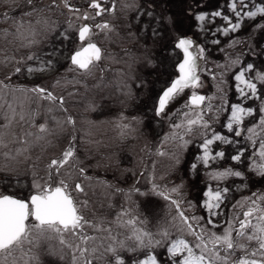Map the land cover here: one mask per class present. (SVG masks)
I'll return each mask as SVG.
<instances>
[{
    "label": "rangeland",
    "instance_id": "1",
    "mask_svg": "<svg viewBox=\"0 0 264 264\" xmlns=\"http://www.w3.org/2000/svg\"><path fill=\"white\" fill-rule=\"evenodd\" d=\"M89 1L69 0V3L80 9L81 15L88 12L95 16L96 9L88 6ZM112 2L113 0H105L102 5L107 8ZM229 2L230 0H115L113 13L105 12L95 19L83 20L77 19L76 14L70 12L62 0H56L58 7L53 6L50 10V0H33L38 8L43 6L42 13L33 12V5L28 4L27 0H0V58L8 54L20 59L34 54L43 60L52 61L50 70L46 72L29 75L27 71H22L12 75L10 80L6 77L11 75L15 61L9 62L7 66L0 64V80L8 85L6 88L0 85V124L5 123V113L11 114L8 107L11 104L17 113L12 130L17 134L22 128L36 132V127L29 129L32 123H46L50 133H45L50 143L41 142L42 146H34L30 159L19 156L15 160H5L0 156V167H7L6 171H0V191L28 196L34 191L31 186L34 170L32 165H36L38 175H43L49 161L59 157L68 142L75 137L77 156L82 162L79 166L85 167L87 177H91L83 180L84 193L77 194L80 200L88 201L84 213L90 220L105 218L106 223L112 221L114 213L120 205H124L132 207L146 221L143 226L151 232L167 228L173 235H179L178 226L172 220L175 209L170 207L169 201L150 190L152 185L141 176L142 172L154 176V182L161 186L171 188L182 184L183 198L195 206L187 213L189 216L205 215L199 205L205 198L203 194L209 185L213 189L217 186L229 187L227 198L221 205L223 215L215 218L216 223L221 225L216 229L217 233L223 231L226 226L223 222L233 211L241 213L240 218L243 219L242 212L247 205L243 208L237 205L234 210L232 206L252 192L264 193V177L248 170L245 157L255 150L247 140L249 134L243 131L240 137H235L227 128L222 127L229 112L224 111L221 105L225 101L228 105L241 102L245 107L258 108L259 100L243 101L239 97L233 77L240 67L248 63L253 64L255 70L246 76L254 75L255 71L264 72V29L259 26L264 24V20L245 17L237 31L228 35L217 32V27L224 26L225 21L216 17L213 22L211 13L222 9L225 15L233 17V22L236 21L228 10ZM149 12L152 13L151 16L148 15ZM27 13L32 15H26ZM198 13L209 14L203 22V31L199 28L201 22L195 20ZM38 19H47L49 23L37 24ZM70 20L72 27H69ZM102 22H107L112 30L105 33L93 27L92 31L95 33L93 41L103 51V59L88 76H76L75 73L68 72V57L81 43L78 28L84 24L95 25ZM19 23H23L22 31L27 39L16 42L12 36H8L7 39L13 42L7 43L3 30L15 32V26ZM153 29L156 30L155 35ZM177 36H188L194 40V47L206 49L203 60L199 61L203 68L199 72L203 86L185 89L158 116L155 112L158 97L177 75L176 64L183 58V53L174 47ZM213 40H219L220 43L214 44ZM233 40L238 41L234 46ZM28 41L35 43L28 45ZM237 57L241 63L233 66L231 61ZM27 63L36 66L35 61ZM221 73L224 83H221ZM57 80L60 81L58 84L55 83ZM78 80L83 82L77 83ZM37 85L48 88L57 96H63L67 111H63L58 103L41 99L35 93L27 91ZM257 87L260 89L261 85L257 83ZM193 91L211 98L200 106L204 108L203 118L210 122L209 137L214 130L229 136L233 141H239L232 144L215 141L211 146L213 154L223 151L225 156L214 162L210 161L208 168L198 164L195 171L190 169V165L195 162L197 155H202L198 147L202 141L200 128H195L190 136H185V139L192 140L186 148L174 141L163 145L160 143L165 134L173 131V122L179 123L186 119L181 115L183 112L188 111L189 118L197 115L198 109L193 111L186 108ZM208 104H211V109L205 107ZM20 113L24 114L25 121L19 120ZM68 115L74 119V127L66 123ZM252 120L253 117H247L242 128L250 127ZM124 125L127 127H123ZM15 146L12 145L13 148ZM157 148L167 154L156 155ZM239 148H246L247 151L242 157L244 163L238 164L231 156ZM228 166L243 171L246 179L231 177L225 181H216L207 175L213 170L223 171ZM65 167L71 170L70 165ZM72 174L78 178L75 172ZM245 184L247 187L243 186ZM134 188L141 191L135 192ZM117 189L122 191L118 192ZM109 205L115 207L110 208ZM88 232L92 234L91 229ZM117 232L121 233L117 239H124L128 229L113 225V235ZM97 235L99 239L94 246L98 247L96 256L100 258L94 260L93 264H106L111 256L105 249L112 241L106 238V233ZM188 239L191 241L193 238ZM127 243L132 245L133 242ZM33 251L39 254L41 264H72L70 250L61 245L55 235L51 239L41 240L40 246ZM155 252L158 259L167 261L164 248L158 247ZM121 254L125 264H132V260L138 256L143 258L142 254L136 252L124 251ZM239 255L240 252L237 253Z\"/></svg>",
    "mask_w": 264,
    "mask_h": 264
},
{
    "label": "snow or ice",
    "instance_id": "2",
    "mask_svg": "<svg viewBox=\"0 0 264 264\" xmlns=\"http://www.w3.org/2000/svg\"><path fill=\"white\" fill-rule=\"evenodd\" d=\"M62 2L70 12L76 14L77 19L83 20L95 19L105 12L113 13L116 7L115 0L107 8L102 6L101 0H90L88 6L96 9L95 16L89 15L88 12L81 15L80 9L71 6L69 0H62ZM27 3L33 5V12H43V6L38 8L33 4V0H27ZM53 6L58 7L56 0H50L49 10ZM227 7L236 18L235 22H233V17L225 15L222 9L211 13L213 22L216 17L225 21L224 26L216 29L223 35L237 31L245 17L249 19L259 17L264 20V0H257V2H253V0H230ZM26 15L30 16L32 13ZM148 15L151 16L152 13L149 12ZM208 15L207 13L195 15V20L201 22L199 25L201 31L204 30L203 22ZM36 23L48 24L49 21L38 19ZM259 26L264 29V24ZM29 27L31 28V25ZM69 27H72L71 20ZM93 27L105 33L112 30L107 22L95 25L84 24L78 28L80 47L70 53L68 57L70 64L67 68L68 72L75 73L76 76L90 75L98 62L103 59L102 49L93 41L95 35L92 31ZM23 28V23H19L15 26V32L3 30L5 41L12 43L13 40L20 42L27 39L23 34ZM33 34H35L34 30ZM153 34H156L155 29H153ZM8 36H12L13 40H8ZM65 38H67L66 35ZM32 43L35 41H28V45ZM212 43L219 44L220 41L213 40ZM235 43L238 41L233 40V46ZM194 44V40L188 36L176 37L174 47L183 53V58L176 64L177 75L158 97L155 108L156 115L159 116L164 113L171 101L185 89H196L203 86L199 74L203 68L199 61L203 60L206 49L199 46L194 47ZM28 45L22 44V46ZM12 61H15V66L11 75L6 77L9 80L12 75L22 71H27L31 75L36 72H46L52 66L51 60H43L34 54H28L20 59L8 54L0 58V64L5 66ZM28 61H35L36 66L28 64ZM231 63L236 66L241 61L237 57ZM217 66L224 67L222 65ZM254 70V65L248 63L240 67L233 78L236 81L235 87L239 97L243 101L259 100L258 108L245 107L241 102L228 105L225 101L221 108L229 112V115L222 127L227 128L228 132L235 137H240L243 131L249 134L247 140L255 150L245 157V160L248 161V170L264 177V134H261L264 133V72L255 71L254 75L246 76L247 73ZM213 78L215 79V76ZM59 82L57 80L55 83L58 84ZM82 82L77 81V83ZM224 82L223 73H221V83ZM257 83L261 85L260 89H258ZM0 85L5 88L8 87L2 80H0ZM27 91L35 93L41 99L58 103L63 111H67L64 108V97L55 95L48 88L37 85ZM210 99V97L199 95L193 91L186 108L193 111L198 109L197 115L194 118H189L188 111L183 112L181 115L186 119H182L179 123L173 122L171 124L173 131L165 134L160 141L161 145L168 141L178 142L180 147L186 148L188 144L192 143V140L185 139V136H190L195 128H200L202 141L198 147L202 155H197L195 162L190 165L192 171L197 169L198 164H203L205 168H208L210 161L214 162L217 158L225 156L223 151H217L213 154L211 146L215 141L224 144L239 143L238 140L233 141L229 136L221 135L214 130L211 131L209 137L210 122L203 118L204 108L200 106ZM8 107L11 114L5 113L3 117L5 123L0 124V156L4 157L5 160H15L19 156H24L26 160L30 159L31 149L34 146H42L41 142L50 143L45 135V133H49V129L46 123L39 125L32 123L29 125V129L36 127V132L22 128L17 134L12 130L17 113L11 104ZM205 107L211 109L212 106L208 104ZM247 117H253L250 122L251 126L242 128ZM19 120L25 121L23 113L19 114ZM66 123L75 126V121L71 115L67 116ZM123 127H127V125ZM75 140L76 138L72 137L60 156L49 161L43 175H38L35 171L36 165H32L34 170L31 186L34 191L28 196L0 191V264H41L39 254L33 250L40 246L41 240L51 239L53 235L59 239L61 245L70 250L72 264H93L94 260L100 258L96 256L98 247L94 245L95 241L99 239L97 234L102 232L106 233V238L112 241L105 249L111 256L106 264H125L121 254L124 251L142 254L143 258L139 256L134 258L132 264H264V193L252 192L251 195L238 200L232 209H236L237 205H240L241 208L247 205L246 210L242 212L243 219L240 218L241 213L233 211V214L223 222L226 223L223 231L217 233L216 229L220 228L221 225L216 223L215 218L223 215L221 205L227 198L230 191L229 187L217 186L213 189L209 185L203 194L205 198L199 205L205 215L193 214L189 216L187 213L195 206L191 201L183 198L182 184L174 185L171 188L161 186L154 182V176L142 172L141 176L145 177L152 185L150 190L169 201L170 207L175 209L172 220L178 226L179 235H173L167 228L160 229L156 233L151 232L143 226L146 221L141 219L132 207H125L124 205H120L114 213L112 221L106 223L105 218L90 220L84 213L88 201L80 200L77 194L84 193L83 180L91 179V177H87L85 167L79 166L82 162L77 156ZM12 145L16 146L13 148ZM246 151V148H239L236 154L231 156V159L238 164L244 163L242 157L245 156ZM155 154L163 156L167 153L161 148H157ZM173 155L175 156V153ZM177 163H179L178 157ZM66 165H70L71 170L67 169ZM152 168L154 170L155 164L152 165ZM6 170V166L0 167V171ZM73 172L77 174L78 178L73 176ZM207 175L216 181H225L231 177L246 179L243 171L232 166L224 168L223 171H210ZM243 186L247 187L246 184ZM133 190L135 192L141 191L139 188ZM117 191L121 192L122 190L117 189ZM109 207L115 206L109 205ZM113 225L116 228L128 229V234L125 235L124 239H117L121 235L119 232L113 235ZM88 229H91L92 234H89ZM188 237L193 239L190 241ZM128 241H132V245H129ZM158 247L165 249L166 262L158 259V254L155 252ZM238 252L241 255L237 256Z\"/></svg>",
    "mask_w": 264,
    "mask_h": 264
},
{
    "label": "flooded vegetation",
    "instance_id": "3",
    "mask_svg": "<svg viewBox=\"0 0 264 264\" xmlns=\"http://www.w3.org/2000/svg\"><path fill=\"white\" fill-rule=\"evenodd\" d=\"M101 2H102V4H103V2H105V0H101ZM89 3H90V1H89ZM103 6V5H102ZM104 7V6H103Z\"/></svg>",
    "mask_w": 264,
    "mask_h": 264
},
{
    "label": "water",
    "instance_id": "4",
    "mask_svg": "<svg viewBox=\"0 0 264 264\" xmlns=\"http://www.w3.org/2000/svg\"><path fill=\"white\" fill-rule=\"evenodd\" d=\"M167 86H169V85H167ZM190 98H191V96H190ZM190 98H189V101H190Z\"/></svg>",
    "mask_w": 264,
    "mask_h": 264
}]
</instances>
